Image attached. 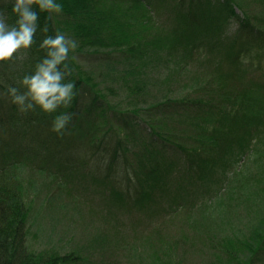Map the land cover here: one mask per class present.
I'll return each mask as SVG.
<instances>
[{
    "label": "trees",
    "instance_id": "obj_1",
    "mask_svg": "<svg viewBox=\"0 0 264 264\" xmlns=\"http://www.w3.org/2000/svg\"><path fill=\"white\" fill-rule=\"evenodd\" d=\"M114 1L126 3L127 9L113 19L101 17L92 1L78 5V0H62L63 13L51 18L47 12L40 13V25L47 26L49 33L60 29L80 41L71 61L74 70L69 79L76 82L78 95L67 109L75 113L67 132L61 135L52 130L51 115L39 110L22 113L9 97L0 95V264H60L67 258L69 264H82L86 260L75 251L67 257L56 248L35 253L28 246L29 206L24 205L32 204V198L7 193L16 190L13 180L25 167L60 180L61 187L70 189L77 180L82 193L97 191L92 194L114 209L112 216L119 211H145L149 202L160 201L155 192H165L171 199L172 214L191 206L200 208L196 202L218 191L216 198L203 204L211 205L221 191H213V185L222 182L232 187L224 190L228 201L222 202L231 208L228 222L239 217L241 210L242 215L245 206L264 212V8L256 11L250 0H221L218 5L212 0ZM0 8L11 12L8 0H0ZM233 22L238 23L236 30L221 38L222 30ZM45 35L37 33L29 55L20 53L0 63V89L19 80L45 54L39 47ZM202 52L209 53L208 58L198 60ZM169 61V75L163 77L161 68ZM106 82L111 86L106 87ZM169 83H179L176 87L188 91L153 104V95ZM101 88L111 89L113 95L119 92L111 96L116 102L107 101ZM175 151L182 154L183 162L168 166L169 155ZM130 153L135 157L129 165ZM247 155L259 156L255 161L260 167L247 177L251 189L243 192L250 194L245 200L237 194L240 186L235 187L244 178L242 168L232 178L219 170L229 159ZM131 168L142 170L130 172ZM217 174L222 178L215 180ZM17 199L20 205L15 208ZM156 213L161 215L160 210ZM187 217L185 227L193 228L195 219ZM162 228L151 229L156 232L151 248L157 258L168 261L172 253V260L179 249L194 248L182 237L169 243L173 233ZM198 228L209 250L213 239L201 235L209 229L197 223ZM8 229L12 237L4 234ZM255 246L247 264H264V235ZM227 255L236 262L233 251Z\"/></svg>",
    "mask_w": 264,
    "mask_h": 264
},
{
    "label": "rangeland",
    "instance_id": "obj_2",
    "mask_svg": "<svg viewBox=\"0 0 264 264\" xmlns=\"http://www.w3.org/2000/svg\"><path fill=\"white\" fill-rule=\"evenodd\" d=\"M91 1L96 3V8H98L97 11L100 13L101 17L105 16L109 19H113L118 13L127 9L126 3H120L114 0H78L76 3L79 5L80 3ZM219 1L221 0H212L211 2L214 5H218ZM248 2L251 3L252 8L258 12L264 8L262 5L264 4V0H250ZM143 4L149 6L147 1H144ZM236 12H238V14L243 13L242 11L239 12V10ZM128 18L130 19L131 17L128 16ZM237 27V22L225 26V30H222L221 38L231 35ZM103 31H106V29L103 28ZM80 50L81 49H79V51ZM208 54L209 53L202 52L198 60L208 58ZM263 60L264 58L262 61ZM92 67L97 68L98 71L101 70L99 66L94 65ZM174 67L176 68V65ZM170 68L171 64L169 61L165 68L164 66L161 68L162 71L160 75L168 77ZM75 71L77 72L76 67ZM92 82L98 85L95 83L97 81L94 82L92 80ZM105 84H107L106 87L111 86L109 82ZM178 84L179 83H169L165 86L162 85L163 87L161 88L160 86H158V88H156L157 86L154 87V90H159L160 88L161 91L155 93L153 95L154 97L152 93H150V96L154 98L153 104L155 100L158 101L157 103H160L166 100V98H170V96L181 97L185 95L188 89H183L182 86L179 88L176 87ZM103 90V96L107 98L106 100L109 102L115 101L111 96L117 97L119 94V92H117L116 95H113V91L111 92L109 88L104 90L105 92ZM156 97H158V99H156ZM149 104H151V102ZM143 106H145L144 103ZM107 126L109 125L107 124ZM143 137L146 138V136ZM193 144L196 148H201L199 143ZM181 155L182 154L176 151L170 153V165L168 166H181V164H179L183 162L181 161ZM128 156V164L130 165L135 156L133 153H130ZM253 158L247 155L246 158L229 159L226 167L219 170L228 173L232 178L234 171L242 168L240 172L245 173L244 178L241 183L238 182L235 187L240 186L237 190V194L243 196L245 200L249 199L250 194L245 195L243 192L246 191V187L249 188L250 186L251 189V184H248L247 177L258 172L260 167V163L256 165L255 161L259 156ZM129 170L130 172H141L142 168H131ZM141 177H144L142 173ZM218 178H222V176L217 174L215 180ZM13 181L17 183L15 187L16 190L13 187L14 190H10L12 192L7 191L9 195L13 197L15 195L17 198L21 193L20 196L22 197L24 196L27 199H30V197L32 198V204L26 201L28 205H24L25 207L29 206L25 221L31 229L27 241L32 251L37 253L38 250L56 248L61 252L62 256L67 257H70L69 254L75 251L78 254L82 253L86 256V260L82 264H247L251 259L250 255H252L257 248L255 245L261 242L264 235V212L261 210L260 212L252 211V206H250V208L247 206L244 207L242 215L245 217H242L241 210L239 217L233 218V222H228L232 217L230 215L231 208L227 205H222L223 201H228L227 197L224 196V190L232 188L228 183L225 185L222 182L213 185V191H221L219 193V200L215 203L213 202V204L211 203V205L210 203L207 205L203 204H205L208 199L216 198L218 191L210 193L212 196L207 197L204 202H196L195 205L200 206V208L191 206L186 209V211L183 210L178 214H172V212L168 210V204H171L169 202L171 199L165 195V192L164 195L160 192H155L154 195L158 197V200L161 198L160 201L153 204L149 202V205L144 207L145 211L139 209L129 214L119 211L122 213H117L115 216H112L111 211L114 209L111 208V210H109V206L99 198V196L92 194V192L96 193L97 191L91 190L89 192L91 196H89L90 194L86 195V193H82L77 180L71 183L69 189L64 185L61 187L59 185L60 180H54L52 177L39 175L38 172H34L25 167L24 169H20V172H18L17 177ZM57 187L59 190L56 189ZM168 192L170 193L169 188ZM172 193L177 195V190L174 189ZM181 193L182 191L179 194ZM87 196H89L88 199L86 198ZM192 201L194 202V198ZM16 203L17 204H13L15 208L20 205V200ZM152 208L153 212L151 211ZM159 210L161 211V215L156 213ZM247 213L250 215H247ZM122 214L125 215L119 218ZM187 216L192 217V221L195 219V226L193 228L185 227L186 223L189 222ZM20 218H22V216ZM18 220H16V222ZM197 223L200 228L201 226H206L209 229L207 232L203 230L201 234L203 238L213 239V242L210 243L211 245L213 244V246L209 247V250L205 248L207 244H205L204 240L198 235L199 228L197 229ZM163 225L165 227V232L168 231L173 233V237L169 239V243L173 244L182 237L185 242L194 246V248L187 247L184 248L185 251L182 248L179 249L177 258H173L172 260L170 258L172 253L170 257H168V261L165 259L161 260L159 257L157 258V254L154 255V251L151 248V245L156 243L155 238L157 239V237L154 236L156 232L151 233V229L156 227L159 228V231H162L164 229H161ZM16 226H18V223H16ZM7 232L9 233L5 232L4 234L12 237V229H8ZM195 234L197 238H193ZM201 246H203V248ZM229 251H233L236 255V262H231L234 258L227 255ZM181 259H183L184 262ZM229 259L231 260L229 261ZM68 262L69 258L65 259V262H60V264H69Z\"/></svg>",
    "mask_w": 264,
    "mask_h": 264
},
{
    "label": "clouds",
    "instance_id": "obj_3",
    "mask_svg": "<svg viewBox=\"0 0 264 264\" xmlns=\"http://www.w3.org/2000/svg\"><path fill=\"white\" fill-rule=\"evenodd\" d=\"M8 2L11 12L0 8V63L10 62L20 53L29 55L39 31L46 33L39 44L45 54L19 80L0 89V95L9 97L22 113L39 110L51 115L52 130L63 135L75 117L73 111L67 110L78 95L77 84L69 77L80 41L60 29L51 34L47 26L40 25L41 12H47L49 18L63 13L62 0Z\"/></svg>",
    "mask_w": 264,
    "mask_h": 264
}]
</instances>
